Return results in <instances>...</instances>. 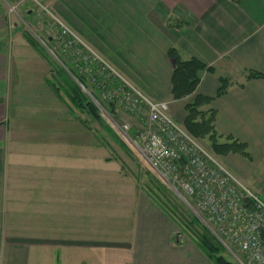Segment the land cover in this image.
Masks as SVG:
<instances>
[{"label":"crops","instance_id":"obj_1","mask_svg":"<svg viewBox=\"0 0 264 264\" xmlns=\"http://www.w3.org/2000/svg\"><path fill=\"white\" fill-rule=\"evenodd\" d=\"M42 1L151 95L169 94L183 124L186 104L215 96L228 77V91L202 108L217 110L220 141L233 135L253 164L264 162V0ZM13 25L0 3V264H215L120 172L109 180L87 165L72 168V156L97 143L72 134V105L55 90L42 52ZM173 47L213 67L182 98L171 92ZM250 70L263 77L248 79ZM221 156L249 176L244 156Z\"/></svg>","mask_w":264,"mask_h":264},{"label":"built area","instance_id":"obj_2","mask_svg":"<svg viewBox=\"0 0 264 264\" xmlns=\"http://www.w3.org/2000/svg\"><path fill=\"white\" fill-rule=\"evenodd\" d=\"M53 20L60 28V44H79V37L64 18L53 15ZM96 58L102 63L96 65L84 58L88 78L102 89L106 99L142 119L136 127L114 120L115 130L134 145L160 177L192 197L219 239L234 245L249 264H264V198L172 115L169 101L150 97L119 72L114 73L103 58Z\"/></svg>","mask_w":264,"mask_h":264},{"label":"rangeland","instance_id":"obj_3","mask_svg":"<svg viewBox=\"0 0 264 264\" xmlns=\"http://www.w3.org/2000/svg\"><path fill=\"white\" fill-rule=\"evenodd\" d=\"M0 3H2L5 8L7 20L10 24H12L13 29L15 27L13 24L16 22L19 26H21V29L26 34V37L28 38V36H31L46 52L45 54H41L46 63V67L51 78L50 80H57L61 77L59 73L63 72L67 75L70 81H72L73 78L77 83H79L84 93L90 100L96 103L91 96V94H93L105 107V110H103L96 103L102 115V119H97L92 116L89 111L81 108L79 105H74L73 101L70 99L63 87L59 92L57 91L58 95L63 100H65L69 105H72V122H74V124H76V122L79 123L80 127L78 125L77 128L72 127V134H76L78 138L93 139L95 144L97 143V146L94 147L93 150H88L83 147V149L81 148L82 150L79 152L82 154H78L79 156L76 157L72 156V160L75 159V161L72 162V168L77 169L79 166L87 165V168L90 172H92V175L96 174V176H99L101 171L104 175H108L106 177L109 180L112 178V175H118L120 172L126 180H129L134 183V185L139 186L141 191L147 193L153 200L155 199L154 197L161 199L178 222L177 223L174 220L177 224L176 235L180 238L193 239V237H198L200 233L203 234L206 233V231H209L216 236L218 241L221 243V254L227 260L232 261L235 264H249L246 256L234 245L228 242H223L219 239L215 231L205 222L202 213L196 207L192 197L183 189L173 187L169 181L160 177L159 174H157V172L153 170L139 154L134 145L132 144V146L123 136L119 134L117 130H115L112 123L114 120L120 124L129 122L133 127H136L137 124L142 122V119L137 116L138 114L136 115L135 113L124 110L113 101L104 97L102 89L92 83L91 79H89L86 75L87 72L84 70L87 67V63L84 58L86 60L92 59L96 65H98V63H102L101 60L96 57L99 56L103 58L107 64L112 66L113 69H111L114 73H116L115 71L119 72L124 79L131 84H134L142 92L154 99L169 101L171 105L172 97H170L169 94L165 98H157L151 95L146 89L136 83L132 77L124 71V69L113 63L111 58L108 57V55L103 52L99 46L93 45L90 41L85 39L84 36L78 32L64 17H62L50 5H45L42 0H22L19 2L12 0H0ZM53 15H59L67 21V25H69V27L79 37L77 40L79 42L78 45H72V47H69L60 44V28L54 24ZM181 20L182 19L172 18L171 23H173L172 25H177L182 22ZM73 38L74 36L72 35V39ZM103 46H105L106 50L108 49L110 52H115L110 45ZM112 46L116 47V45ZM79 53H82V56L81 54L78 55ZM96 65H93L94 69H96ZM71 66L76 68L78 73H81L86 77L89 87L80 81L79 78L72 72ZM81 84H83V86ZM105 104H112L115 107L117 117L111 113V117L109 116L108 113L110 111ZM110 127L112 129H110ZM133 129L132 132L134 131ZM200 140L208 149L214 152L211 149L208 139ZM72 152L75 151L72 150ZM89 153H92V158L89 156ZM216 155L227 168L232 170L245 183V185L264 198V162H260L257 159V162L253 164L249 159L243 157L246 161L243 168H245V171L249 175L245 178L236 173L226 163V160L221 155ZM93 180L97 181L99 180V177H95V179L92 178V181ZM150 194H153L154 197ZM193 208H196V211L198 210L197 213Z\"/></svg>","mask_w":264,"mask_h":264},{"label":"trees","instance_id":"obj_4","mask_svg":"<svg viewBox=\"0 0 264 264\" xmlns=\"http://www.w3.org/2000/svg\"><path fill=\"white\" fill-rule=\"evenodd\" d=\"M28 39L32 42L34 47L40 52L45 54L44 49L37 43L35 39L28 36ZM169 55L174 59V69L172 72V88L171 92L174 98H182L193 93L201 80V75L204 70L213 71V67L208 66L200 58L193 56L188 60H184L178 53L176 48L169 49ZM72 72L82 81L87 87V79L78 70L71 66ZM61 77L57 80H50L54 85L56 91H60L62 87L73 101L74 105L89 111L95 118L102 119V115L96 103L87 97L82 87L73 78L70 81L65 73H59ZM263 74L259 71L250 70L248 79L261 78ZM221 85L215 96H206L198 94L194 101L186 104L187 116L184 121L185 127L190 133L199 139H208L212 150L218 155H225L228 153H239L242 156L252 160V155L248 149V144L243 142L233 135H228L226 141H220V133L216 129V114L217 110L214 107L202 108L204 105L210 104L217 97L224 95L231 84V80L228 77H220ZM111 114L115 117V107L112 104H105ZM110 129H112L110 127ZM154 197L153 194H150ZM158 205L166 211L176 222V218L171 214L168 207L164 205L160 198L154 197ZM178 223V222H177ZM198 245L207 253L215 264H235L232 261L227 260L222 254V245L209 231L206 233H200L198 237H193Z\"/></svg>","mask_w":264,"mask_h":264},{"label":"water","instance_id":"obj_5","mask_svg":"<svg viewBox=\"0 0 264 264\" xmlns=\"http://www.w3.org/2000/svg\"><path fill=\"white\" fill-rule=\"evenodd\" d=\"M83 86V84H81ZM91 94V93H90ZM92 98L94 99V101L97 103V105H99L103 110H105L104 105L99 101V99H97L93 94H91ZM194 211L197 213L196 209L193 208ZM178 236V235H177Z\"/></svg>","mask_w":264,"mask_h":264}]
</instances>
